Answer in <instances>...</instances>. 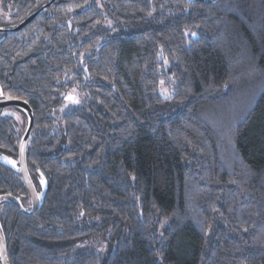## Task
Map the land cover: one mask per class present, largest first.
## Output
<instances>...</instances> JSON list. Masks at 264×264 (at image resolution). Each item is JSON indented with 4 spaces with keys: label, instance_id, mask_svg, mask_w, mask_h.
Wrapping results in <instances>:
<instances>
[{
    "label": "trees",
    "instance_id": "16d2710c",
    "mask_svg": "<svg viewBox=\"0 0 264 264\" xmlns=\"http://www.w3.org/2000/svg\"><path fill=\"white\" fill-rule=\"evenodd\" d=\"M3 97L45 192L0 202L10 264H264V0H55L0 33ZM2 193L31 207L0 161Z\"/></svg>",
    "mask_w": 264,
    "mask_h": 264
},
{
    "label": "water",
    "instance_id": "95a60500",
    "mask_svg": "<svg viewBox=\"0 0 264 264\" xmlns=\"http://www.w3.org/2000/svg\"><path fill=\"white\" fill-rule=\"evenodd\" d=\"M53 2L54 0H49L47 3L41 5L34 12L29 14L23 20H21L14 27H11V28L0 27V31L13 32V31H17L25 27L31 20H33L37 15H39L42 11H44L45 8H47ZM6 106H16V107L22 108L27 114L28 122H27L25 132L20 142L18 160L15 162V161L6 160L0 157V161L7 163L8 165L12 166L13 168L21 172L24 183L26 185L27 191L31 199V207L30 208L25 207L22 201L20 200V198L17 195L12 194V193L0 194V202L5 201V200L11 201L15 203L21 209L22 212L26 214H33V213H36L41 208L44 202V198H45V192L40 193L39 190L37 189L32 179V176L30 174L28 162H27L28 139H29L30 133L35 123L34 111L31 105L26 100H23L20 98H5V99L0 100V108L6 107ZM0 257H1L2 264H10L6 235H5L1 220H0Z\"/></svg>",
    "mask_w": 264,
    "mask_h": 264
},
{
    "label": "flooded vegetation",
    "instance_id": "af4514ba",
    "mask_svg": "<svg viewBox=\"0 0 264 264\" xmlns=\"http://www.w3.org/2000/svg\"><path fill=\"white\" fill-rule=\"evenodd\" d=\"M24 1H27V0H24ZM33 1L35 3H41V5H43V4L47 3L49 0H33ZM16 11H17L16 8L13 7L12 0H10V1L9 0H0V17L3 18L4 19V22L6 23V24H0V27H3V28H11V27H14L15 25H17L19 22L14 23V24L12 23L13 22L12 20L13 19H16V13H17ZM13 32H15V31H13ZM0 33H7V32L0 31ZM5 98H11V97H3V98H0V100L5 99ZM6 107L7 108H10V107L11 108H16V106H6ZM6 107H2L0 109H4Z\"/></svg>",
    "mask_w": 264,
    "mask_h": 264
},
{
    "label": "rangeland",
    "instance_id": "374dc122",
    "mask_svg": "<svg viewBox=\"0 0 264 264\" xmlns=\"http://www.w3.org/2000/svg\"><path fill=\"white\" fill-rule=\"evenodd\" d=\"M69 97H72V99H69ZM79 100L78 93L77 92H71L67 95V102H77ZM5 113H11L15 115L18 119H21L22 114L21 112L17 111L15 108H4L3 109Z\"/></svg>",
    "mask_w": 264,
    "mask_h": 264
},
{
    "label": "snow or ice",
    "instance_id": "6c2138e0",
    "mask_svg": "<svg viewBox=\"0 0 264 264\" xmlns=\"http://www.w3.org/2000/svg\"><path fill=\"white\" fill-rule=\"evenodd\" d=\"M69 99H72V97H69Z\"/></svg>",
    "mask_w": 264,
    "mask_h": 264
}]
</instances>
